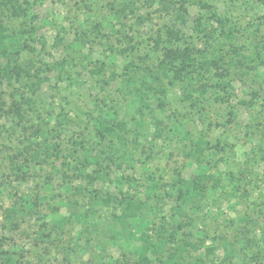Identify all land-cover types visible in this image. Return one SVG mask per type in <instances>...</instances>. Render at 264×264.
<instances>
[{"label":"rangeland","instance_id":"obj_1","mask_svg":"<svg viewBox=\"0 0 264 264\" xmlns=\"http://www.w3.org/2000/svg\"><path fill=\"white\" fill-rule=\"evenodd\" d=\"M15 4L0 264H138L142 245L149 264H264V0ZM167 46L194 67H163Z\"/></svg>","mask_w":264,"mask_h":264},{"label":"trees","instance_id":"obj_2","mask_svg":"<svg viewBox=\"0 0 264 264\" xmlns=\"http://www.w3.org/2000/svg\"><path fill=\"white\" fill-rule=\"evenodd\" d=\"M15 1L16 0H13V4L9 5L10 7L7 6V8L6 7L3 8L5 6V4H3L4 5L3 6L1 4V0H0V8L2 6V8L4 10L11 12V14L16 15V14H18L19 7L18 8L16 7ZM166 32L169 35V37H171L172 39H176V40L180 39L177 32L172 31V30H167ZM7 39H8V36L6 34V27L0 21V60L2 57H6L8 54V45L6 43ZM175 62L181 63V65H182L180 67L181 69L187 68V66H189V64L193 68L194 64H195L194 63L195 59H193V57H190V53H189L188 49L178 50V49H174V48H171L168 46L164 47L163 61L161 63L163 65V67H168V64H172ZM5 70L6 69H2L1 74H2V72L5 73ZM174 71L179 72V70L176 68H174ZM6 74L7 73H5L4 75H6ZM201 150L202 149L200 148V143H199L195 148V152H197L199 154L201 152ZM205 178H206V176L204 177V176L200 175V176H197L194 180H191L189 182L179 183V188H178L179 198L184 199V198L188 197L189 195H193L196 192L201 191L203 189V182H204ZM134 208L138 209V207L135 204L130 203L128 205V209H127V211H129V213H124L123 216L119 218V221L122 223H125L126 222L125 219L127 218V216H130V218H133L135 216L134 212H133ZM147 253H148L147 246L142 245V247L139 250V254H138V264H149L150 263V260L147 257ZM4 261H5L4 264H12L8 258H5Z\"/></svg>","mask_w":264,"mask_h":264}]
</instances>
